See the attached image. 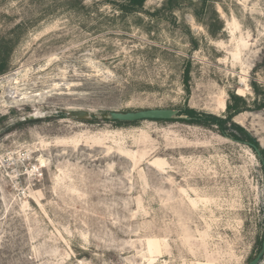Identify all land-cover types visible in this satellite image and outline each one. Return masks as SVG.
<instances>
[{
    "label": "rangeland",
    "instance_id": "1",
    "mask_svg": "<svg viewBox=\"0 0 264 264\" xmlns=\"http://www.w3.org/2000/svg\"><path fill=\"white\" fill-rule=\"evenodd\" d=\"M127 3L0 0V264H247L258 252L251 148L180 119L100 114L224 117L234 93L246 105L233 121L264 149V0Z\"/></svg>",
    "mask_w": 264,
    "mask_h": 264
},
{
    "label": "trees",
    "instance_id": "2",
    "mask_svg": "<svg viewBox=\"0 0 264 264\" xmlns=\"http://www.w3.org/2000/svg\"><path fill=\"white\" fill-rule=\"evenodd\" d=\"M144 1L145 0H128L127 6L131 8H136L141 6ZM257 95L261 96L258 108H262L264 107V91H260L259 93H257ZM245 105H246L245 101L242 97L237 96L234 93H230L226 104V115L224 117H219L212 113L198 111L194 108L185 106L181 108L177 112V115L170 120L180 119L188 124H193L208 128L210 127L216 128L218 133L221 134L222 136L229 138L235 142L246 144L249 148L253 150L254 153L255 151L252 146L257 147L260 150L261 159L264 160V149L260 148L258 141L243 126L233 121V117L237 113L243 111ZM61 116H65L64 113H61ZM151 120L167 121L160 119H151ZM107 121L112 122L115 125L133 124L136 122V121H114L109 119H107ZM258 159L261 161L259 157ZM261 240L259 241L258 251L260 248ZM251 259L252 258H250L249 260Z\"/></svg>",
    "mask_w": 264,
    "mask_h": 264
},
{
    "label": "water",
    "instance_id": "3",
    "mask_svg": "<svg viewBox=\"0 0 264 264\" xmlns=\"http://www.w3.org/2000/svg\"><path fill=\"white\" fill-rule=\"evenodd\" d=\"M178 110L170 108H151V109H142L137 111H127V112H115L111 111L109 113L100 114L101 119H109L114 121H138L144 119H160V120H169L177 115ZM72 116L83 117L86 115L84 111L70 112ZM256 155L261 159L260 150L252 146ZM261 166L264 176V160L261 159ZM264 254V230L262 234V240L260 244L259 251L256 255L247 262V264H258L261 257Z\"/></svg>",
    "mask_w": 264,
    "mask_h": 264
},
{
    "label": "bare ground",
    "instance_id": "4",
    "mask_svg": "<svg viewBox=\"0 0 264 264\" xmlns=\"http://www.w3.org/2000/svg\"><path fill=\"white\" fill-rule=\"evenodd\" d=\"M12 97H15V95H13ZM22 97V96H21Z\"/></svg>",
    "mask_w": 264,
    "mask_h": 264
}]
</instances>
